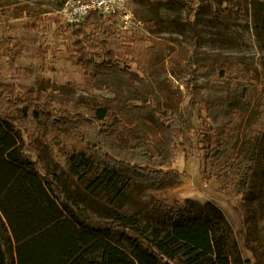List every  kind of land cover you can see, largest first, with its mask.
Listing matches in <instances>:
<instances>
[{
  "label": "trees",
  "instance_id": "1",
  "mask_svg": "<svg viewBox=\"0 0 264 264\" xmlns=\"http://www.w3.org/2000/svg\"><path fill=\"white\" fill-rule=\"evenodd\" d=\"M1 11L14 19L32 14L27 7ZM69 28L73 41L70 51L78 65L95 87L113 88L119 96L114 108L89 109L62 101L58 93L48 95L47 87L35 93L27 88L23 93L14 87L1 89L0 264H251L243 258L224 211L212 202L190 201L186 208L177 210L167 229L151 233L131 224L132 217L96 222L55 174H43L39 163L26 153L34 147L41 124L71 129L82 136L80 150L72 159L73 169H85V176L96 174L89 190L106 191L120 200L141 184L145 185L139 195L141 203L164 208L166 200L156 195L176 189L179 177L158 168L171 166L180 152L188 154L195 117L205 113L209 122L201 137L205 165L215 171L223 190L229 187L244 195L248 213L253 214L251 204L264 200V179L258 175L264 121L249 129L245 134L249 148L241 149V129L232 101L235 88L241 90L239 96L236 94L238 99L253 100L250 73L233 63L197 64L192 60L201 45L196 37L194 53L190 50L183 58V67L191 75V99L180 111L179 104L157 89L151 79L164 63L165 43L137 32L123 35L116 17L98 12ZM130 64L136 65L137 72L131 71ZM198 77L239 82L228 86L226 98L206 104ZM129 78L142 83V89L131 86ZM16 111L21 121L11 117ZM141 116L153 119L163 139L147 136L136 139L131 147L121 141L118 131L125 120ZM118 233L125 237L129 251L112 239ZM248 249L255 264H264V246L256 251Z\"/></svg>",
  "mask_w": 264,
  "mask_h": 264
},
{
  "label": "rangeland",
  "instance_id": "2",
  "mask_svg": "<svg viewBox=\"0 0 264 264\" xmlns=\"http://www.w3.org/2000/svg\"><path fill=\"white\" fill-rule=\"evenodd\" d=\"M66 1L0 0V91L14 87L17 93H23L24 88L35 93L41 87H47L48 95L58 93L62 101L77 106L114 108L118 92L105 86L95 87L92 78L85 74L70 51L73 44L71 31L60 15ZM9 7H27L32 14L24 13L14 19L1 11ZM127 8L134 24L123 35L137 32L166 44L164 63L151 79L157 89L179 104L180 111L191 99V75L183 67V58L187 56L186 52H193L196 37L201 45L197 54L193 52L194 62L204 66L233 63L250 73L254 86L251 103L236 97V94L240 95V89L235 88L232 96L241 129L240 147L247 151L249 144L245 134L264 121V0H129ZM129 67L132 72H137L135 64ZM128 82L136 89H142V83L135 78H129ZM238 82L229 83L219 77L197 79L206 104L226 98L228 86H237ZM205 115L200 113L195 117L188 154L180 152L171 166L158 168L179 177L176 189L156 195L166 200L164 208L141 203L139 195L145 189L141 184H136L120 200L106 191L94 193L89 190V183L96 174L92 172L85 176V169H73L72 159L80 150L82 136L71 129L41 124L34 147L26 153L33 162L39 163L43 174H55L96 222L132 217L131 224L136 223L151 233L157 228L167 229L176 218L177 210L186 208L190 201L197 204L212 202L224 211L233 226L243 258L255 264V256L248 248L256 251L264 246V200L254 201L251 204L254 215L248 213L244 195L229 187L223 190L215 171L206 167V152L201 142L209 127ZM11 117L21 121L18 111ZM118 133L121 141L131 147L136 144V139L145 140L147 136L152 140L163 139L149 116L125 120ZM262 138L258 175L264 179V134ZM112 239L130 250L121 234L113 235Z\"/></svg>",
  "mask_w": 264,
  "mask_h": 264
},
{
  "label": "built area",
  "instance_id": "3",
  "mask_svg": "<svg viewBox=\"0 0 264 264\" xmlns=\"http://www.w3.org/2000/svg\"><path fill=\"white\" fill-rule=\"evenodd\" d=\"M129 0H67L60 15L68 26L81 24L91 13L98 12L105 16H114L122 31H128L134 24L133 16L128 11Z\"/></svg>",
  "mask_w": 264,
  "mask_h": 264
}]
</instances>
